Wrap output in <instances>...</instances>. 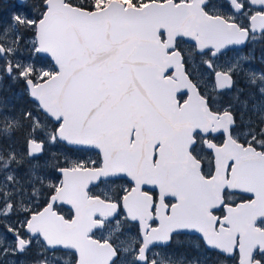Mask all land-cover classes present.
Instances as JSON below:
<instances>
[{"label": "snow or ice", "instance_id": "snow-or-ice-1", "mask_svg": "<svg viewBox=\"0 0 264 264\" xmlns=\"http://www.w3.org/2000/svg\"><path fill=\"white\" fill-rule=\"evenodd\" d=\"M0 264H264V0H0Z\"/></svg>", "mask_w": 264, "mask_h": 264}]
</instances>
